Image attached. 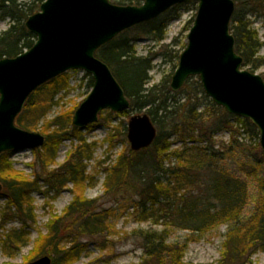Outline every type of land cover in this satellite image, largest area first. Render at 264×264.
Wrapping results in <instances>:
<instances>
[{"label": "trees", "instance_id": "1", "mask_svg": "<svg viewBox=\"0 0 264 264\" xmlns=\"http://www.w3.org/2000/svg\"><path fill=\"white\" fill-rule=\"evenodd\" d=\"M44 1L0 0V21L11 22L10 27L0 35V60L5 57H17L33 47L37 38L27 30L25 23L30 16L39 12ZM234 1L236 11L231 22V32L235 38V50L244 59V67L254 71L264 65V59L259 57L262 42L251 18L264 16V0ZM139 3L140 0H129V3L122 5H139ZM185 5L173 7L160 17L134 29H138L141 35L147 36L151 41L161 44L165 40L168 24L179 16L178 11ZM134 29L121 33L102 46L96 55L108 64L123 87L131 102L130 111L136 109L141 112L147 109V114L158 129V136L147 149L134 152L127 146L125 151H122L116 163L106 169L107 177L104 182L106 194L117 195L125 189L133 191L140 198L136 206L143 213L151 210L152 217L161 213L163 215H160V218L185 224L197 232L210 230L224 221H237L243 205L242 195L241 198L239 197V190L242 191L243 184L225 174L214 178L212 190L219 203V208L214 211L212 208H200V200L193 199L191 195L177 197L181 189L184 190L194 181L192 176L199 165L198 160L202 158L205 161L207 158L204 150L201 149H198L197 154L194 155L193 147L186 146L182 150H171L173 143L170 140L176 135L185 142L188 140L190 143L203 141L211 143L216 132L225 130L230 135V143H234L243 132L255 142L256 150H259L260 135L257 128L251 121L229 115L213 103V111L209 114L199 112L200 105L196 103V96L191 91H188L185 101L180 103L172 97L174 95L169 96L171 88H167L162 95L157 89L148 88L153 58L138 55L135 48L136 37L130 36ZM162 47L169 52L170 45ZM173 50L170 52L176 60L175 69H177L182 52ZM69 77V73L60 75L38 88L29 97L24 109L25 113L23 112L21 118L18 117L21 128L37 129V123L45 118L55 105H58L57 97L69 90ZM93 85L94 81L90 77V88H93ZM188 85L186 84L181 91H186ZM199 86L201 87V83ZM77 108L75 107L70 115L66 113L48 122L47 127L54 129L46 135L44 147L34 151L33 178L23 177L21 173L15 171L14 163L10 159L12 153L6 152L0 155V184L3 186L0 198L8 200L2 223L4 226L7 218L10 217L7 212L14 210V215L22 219L24 228L20 232L6 234L5 245L28 244L29 237L23 232L28 226L26 222H35L31 196L41 192V183L47 187L44 194L53 191L57 196L69 184L79 188L92 180L85 162L93 159V145L87 143L79 129L66 126L72 123ZM130 111L116 116L128 118ZM112 115L111 112L104 111L101 117L103 116L110 125L108 118ZM70 132L80 141V145L70 152L63 165L55 168L59 147ZM118 137L127 142V127H114L109 140L113 141ZM169 159L176 160L175 167H165ZM160 173L172 176L174 181L165 184L162 178L155 177ZM173 184L175 185L172 186ZM97 207L96 200L76 194L64 214L48 224L46 236H41L39 242L37 241L36 254L28 260V263L45 255L52 257V264L77 262L88 248L82 239L103 236L109 229L107 223L112 216L111 212L99 210ZM252 219L253 223L250 227L242 228V231L233 229L229 233L221 264H251L252 251L258 247L264 249V201H261ZM141 246L143 259L138 264H186L184 248L178 243H169L168 238L162 233L144 234L141 238Z\"/></svg>", "mask_w": 264, "mask_h": 264}, {"label": "rangeland", "instance_id": "2", "mask_svg": "<svg viewBox=\"0 0 264 264\" xmlns=\"http://www.w3.org/2000/svg\"><path fill=\"white\" fill-rule=\"evenodd\" d=\"M20 1L31 2L33 0ZM112 2L122 5V3H129V0H112ZM142 3L143 0H140L139 5ZM197 11V3L186 4L180 8L179 16L168 24L165 40L161 44L141 35L138 29L133 28L134 30L130 33V36L136 37L135 48L138 55L153 58L148 88L157 89L160 95L165 93L167 88H171V78L176 71V60L170 51L173 49L174 52L184 51ZM251 21L262 42L259 57L264 59V16H252ZM10 23L9 20L0 21V35L10 27ZM163 45H170L169 52L162 47ZM244 68L264 78V65L254 71L249 67ZM69 74V90L62 92L57 97L58 105H55L49 114L37 123V129L28 131L39 132L44 136L48 135L51 133L50 130L54 129L47 127L49 121L66 113L70 115V112L88 97L92 90L89 86L91 76L87 77L83 71H72ZM198 82L200 83L199 78L193 77L187 82L189 85L186 91L177 93L171 91L169 96L174 95L172 97L183 103L188 91H191L196 96V103L200 105L199 112L209 114L213 111L212 103L214 104V102L206 95L202 85L200 87ZM23 112L25 113V111ZM23 112L19 118L24 114ZM145 113H147V109L141 112L135 109L130 111L128 118L112 113L113 115L108 118L110 125L103 119V116H100L98 123L85 130H80L87 143L93 145V159L85 162L88 165V175L92 180L79 188L69 184L57 196L53 191L44 194L47 187L41 183V192L31 196L36 219L35 222H26L28 226L23 234L27 233V237H29L27 245L24 246L23 243L4 244L6 234L14 231L20 232L24 228L22 219L14 215V210L7 212L10 217L7 218L8 220L3 226L2 217L8 200L0 198V264H28V260L36 254V243L39 242L41 236H46L48 224L64 214L76 194L96 200L97 208L110 211L112 216L107 223L109 229L103 236L82 239L88 248L74 264H138L143 259L141 238L148 232L162 233L168 238L169 243L180 244L184 248L186 264L222 263L229 233L233 229L242 231V228L250 227L253 223L252 217L258 211L261 201H264V161H262L264 155L262 150H256L255 142L251 141L248 135L243 132L234 143H230V135L225 130L216 132L211 143L208 141L190 143L188 140L182 141L176 135L172 137L170 140L173 143L171 150H182L186 146L193 147L194 155L197 154L198 149H201L204 150L207 158L205 161L202 158L198 160L199 165L192 176L194 181L188 184L184 190L181 189V193L177 197L191 195L193 199L200 200V208H212L214 211L219 208V203L212 190L215 177L225 174L234 181L243 184L242 191L239 190V197L241 198L242 195L243 205L238 220L224 221L210 230L197 232L185 224H177L164 217L160 218V215H163L161 213L156 214L155 217L150 216L151 210L143 213L136 206V202L140 201V198L133 191L125 189L117 195L105 192L106 169L116 163L119 155L125 151L127 146L130 147L128 141H123L121 137L115 138L113 141L109 140L114 127H127L132 115ZM19 118L17 119L18 125ZM66 126L73 125L71 123ZM243 144H247V146L242 147ZM79 145L80 141L70 132L59 147L54 167L63 165L70 152ZM10 159L14 163L15 171L21 173L23 177L33 178L35 172L32 168V164L35 162L33 151L12 152ZM175 166L176 160L173 159H169L165 163L166 168ZM155 177L162 178L165 184L174 181L172 176L166 174L160 173ZM173 191H171L172 194H174ZM10 246L11 248H9ZM250 261L251 264H264V249L255 248Z\"/></svg>", "mask_w": 264, "mask_h": 264}, {"label": "water", "instance_id": "3", "mask_svg": "<svg viewBox=\"0 0 264 264\" xmlns=\"http://www.w3.org/2000/svg\"><path fill=\"white\" fill-rule=\"evenodd\" d=\"M191 2L198 3V12L171 89L179 92L191 77H199L206 95L218 107L251 121L258 129L264 153V79L243 69L244 59L235 50L230 29L234 0H143L140 6L117 5L112 0H45L25 23L37 37L34 46L17 57L0 60V155L45 145L42 133L19 127L16 119L32 93L62 74L84 71L94 80L91 93L74 113V127L86 129L106 110L129 111L130 100L108 64L96 56L97 51L124 31ZM127 129L134 152L151 147L158 134L147 113L131 116ZM52 261L45 255L28 264Z\"/></svg>", "mask_w": 264, "mask_h": 264}, {"label": "bare ground", "instance_id": "4", "mask_svg": "<svg viewBox=\"0 0 264 264\" xmlns=\"http://www.w3.org/2000/svg\"><path fill=\"white\" fill-rule=\"evenodd\" d=\"M10 58H14V57H10Z\"/></svg>", "mask_w": 264, "mask_h": 264}]
</instances>
